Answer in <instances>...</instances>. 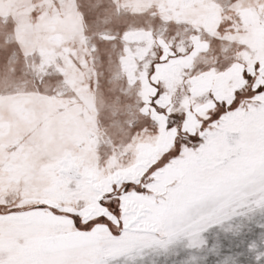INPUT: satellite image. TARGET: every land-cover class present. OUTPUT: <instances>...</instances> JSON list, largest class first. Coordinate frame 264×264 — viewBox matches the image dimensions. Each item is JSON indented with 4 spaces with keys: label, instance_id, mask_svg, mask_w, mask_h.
Returning <instances> with one entry per match:
<instances>
[{
    "label": "snow or ice",
    "instance_id": "1",
    "mask_svg": "<svg viewBox=\"0 0 264 264\" xmlns=\"http://www.w3.org/2000/svg\"><path fill=\"white\" fill-rule=\"evenodd\" d=\"M0 264H264V0H0Z\"/></svg>",
    "mask_w": 264,
    "mask_h": 264
}]
</instances>
